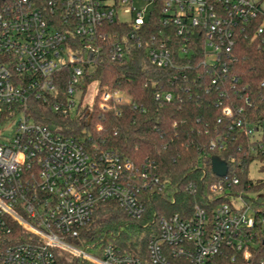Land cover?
<instances>
[{"label": "built area", "instance_id": "1", "mask_svg": "<svg viewBox=\"0 0 264 264\" xmlns=\"http://www.w3.org/2000/svg\"><path fill=\"white\" fill-rule=\"evenodd\" d=\"M155 25L159 30L152 33ZM250 32L264 51V0H0V264H58L56 250L89 264H264V210L231 192L237 176L211 185V201L219 200L212 215L196 206L186 217L150 221L147 226L156 228L145 259L113 244L96 255L89 252L95 246L70 244L102 204L115 202L142 221L148 200L175 198L151 169L118 153H89L81 142L37 123L29 107L36 102L53 113H76L85 78L104 54L122 63L141 49L153 67L184 72L192 67L186 58L201 47L199 66L219 87L237 62L238 36ZM121 94L103 92L98 107L130 103ZM155 98L169 103L173 94ZM233 112L222 109L224 117ZM234 128L258 135L253 151H264L263 131L241 118ZM186 190L196 193L193 185Z\"/></svg>", "mask_w": 264, "mask_h": 264}, {"label": "trees", "instance_id": "2", "mask_svg": "<svg viewBox=\"0 0 264 264\" xmlns=\"http://www.w3.org/2000/svg\"><path fill=\"white\" fill-rule=\"evenodd\" d=\"M262 23L260 19L256 26ZM158 30L155 25L152 33ZM194 51L191 58H186L192 67L184 72L153 67L143 49L133 50L122 63L112 62L104 54L91 75L85 78L84 86L98 83L97 103L105 91L121 92L130 103L111 102L106 110L97 104L92 110L80 105L75 117L50 112L43 103L29 104L31 117L37 123L81 142L93 155L114 152L137 167L151 169L175 198V202L161 197L148 200L147 214L142 221L131 219L115 202L102 204L91 222L80 231L79 239L68 240L73 246H95L89 252L96 255L99 247L113 244L124 254L145 259L152 229L156 228V223L149 227L147 224L156 216L177 213L186 217L196 206L212 215L219 200L211 201L216 198L210 192L211 185L235 176L240 183L230 189L232 193H258L264 188V183L254 184L249 177L251 164L256 159H264V151L258 148L253 151L260 143L258 135L248 136L238 128L230 130L241 118L264 132V51L252 32L239 35L235 50L237 62L229 66L227 80L219 87L211 84V75L199 66L202 48ZM173 53L182 59L177 48ZM176 74L177 80H174ZM65 86V81L59 85L62 96ZM224 91L226 95H221ZM159 92L172 93L173 100L169 103L156 100ZM227 106L234 110L232 117L222 115V109ZM238 109L243 112L238 114ZM212 144H216L213 149ZM214 161L225 166V176L213 172ZM190 185L196 189L194 195L186 190ZM253 202L255 207L264 210V195ZM55 253L58 264H89L72 261L69 254L59 250Z\"/></svg>", "mask_w": 264, "mask_h": 264}, {"label": "rangeland", "instance_id": "3", "mask_svg": "<svg viewBox=\"0 0 264 264\" xmlns=\"http://www.w3.org/2000/svg\"><path fill=\"white\" fill-rule=\"evenodd\" d=\"M98 95V83L92 82L88 85L84 97L82 99V106L84 108H88L89 110H92L94 106L97 104V106L100 105V100H98V103L96 102V97ZM119 97L126 99V96L124 94H121ZM79 97L76 99L77 105L79 104ZM76 113H73L72 116L75 117ZM10 130L7 131L9 133ZM249 177L251 181L254 184L264 183V159H256L250 166L249 169ZM243 195L248 198L249 200H255L260 195H264V188L258 192H243Z\"/></svg>", "mask_w": 264, "mask_h": 264}, {"label": "water", "instance_id": "4", "mask_svg": "<svg viewBox=\"0 0 264 264\" xmlns=\"http://www.w3.org/2000/svg\"><path fill=\"white\" fill-rule=\"evenodd\" d=\"M213 172L219 176H225L226 175V168L223 164L214 161L212 164Z\"/></svg>", "mask_w": 264, "mask_h": 264}]
</instances>
